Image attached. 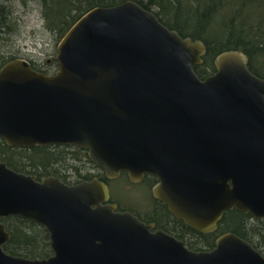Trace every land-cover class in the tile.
<instances>
[{
	"label": "water",
	"instance_id": "water-1",
	"mask_svg": "<svg viewBox=\"0 0 264 264\" xmlns=\"http://www.w3.org/2000/svg\"><path fill=\"white\" fill-rule=\"evenodd\" d=\"M204 52L133 0L91 7L57 42L53 73L23 58L0 66V139L85 148L106 178L149 174L153 196L202 233L226 210L264 220V76L229 50L200 79L193 67ZM108 200L96 177L65 184L0 162V264H264L232 232L190 250ZM12 215L45 228L51 255L3 251L1 219Z\"/></svg>",
	"mask_w": 264,
	"mask_h": 264
},
{
	"label": "trees",
	"instance_id": "trees-1",
	"mask_svg": "<svg viewBox=\"0 0 264 264\" xmlns=\"http://www.w3.org/2000/svg\"><path fill=\"white\" fill-rule=\"evenodd\" d=\"M3 1L8 0H0V45L1 41H7L13 29ZM20 1L25 3L26 0ZM37 1L41 6L43 26L58 42L69 26L87 9L94 6H110L124 0ZM133 1L153 12L164 26L175 30L181 37H189L203 43L205 52L201 56V62L193 67L200 79L214 72L215 56L229 50H238L245 54L249 71L257 77L264 76V0ZM13 58H19L15 52L6 56L0 54V66ZM25 60L32 69L45 74L53 73L57 68L54 57L40 61L37 64L39 66ZM0 162L16 172L32 175L36 179L54 176L65 184L97 177L108 186L109 201L116 203L118 208L137 212V206L140 205L120 200L111 192L110 186L120 178H124L125 190L141 185L128 180L125 172H120L115 178H106L103 171L86 157L85 148L60 144L7 146L0 139ZM147 192L148 190L145 192L146 198H149ZM157 200L155 197L150 198L151 205L155 206L154 210L150 211L152 216L159 215V220L164 216V221L169 224L165 225L167 233L181 239L188 249L209 250L218 235L232 232L248 241L264 257L263 219L253 218L248 213L236 209L226 210L214 231L202 233L175 218L168 212L165 204ZM148 207L151 208L150 205ZM1 222L9 234L8 241L2 245L5 253L29 259L45 258L51 254L48 234L42 225L14 215L2 218Z\"/></svg>",
	"mask_w": 264,
	"mask_h": 264
},
{
	"label": "rangeland",
	"instance_id": "rangeland-1",
	"mask_svg": "<svg viewBox=\"0 0 264 264\" xmlns=\"http://www.w3.org/2000/svg\"><path fill=\"white\" fill-rule=\"evenodd\" d=\"M7 9V18L13 27L7 41H1L0 54L13 53L37 65L40 61L52 59L55 55L57 42L54 36L43 26L41 6L37 0L3 1ZM4 5V4H3ZM4 5V6H5ZM39 66V65H37ZM124 178L117 179L111 186V192L120 200L132 204H142L146 200V193L142 187L131 186L123 188Z\"/></svg>",
	"mask_w": 264,
	"mask_h": 264
},
{
	"label": "flooded vegetation",
	"instance_id": "flooded-vegetation-1",
	"mask_svg": "<svg viewBox=\"0 0 264 264\" xmlns=\"http://www.w3.org/2000/svg\"><path fill=\"white\" fill-rule=\"evenodd\" d=\"M29 63V62H28ZM124 174V173H123ZM125 177L130 180L125 172ZM93 178V177H92ZM97 178V177H96ZM91 179V178H90ZM98 179V178H97ZM84 180H87V179H84ZM89 180V179H88ZM100 180V179H99ZM81 181V180H80ZM102 181V180H101ZM131 181V180H130ZM79 182V181H78ZM104 182V181H103ZM156 182V179L155 177L149 175V174H142V176L140 177V179L138 181H132V183H136L138 185H141L142 188H144L146 191L148 190L147 193H149V198H146L145 202L142 203L141 205L137 206V212L135 211H132L130 209H127V208H118L117 204L116 203H113V202H110L108 200L109 203H113L115 204V210L116 211H128L129 213H131L132 215H134L137 219H139L140 221H142L143 223L145 224H150L152 225V229L151 230H161L165 233H167L166 231V226H169V224H167L163 217L164 216H161V219L159 220V215H154L152 216V210H154L155 206L154 205H151L150 203V198H154L153 197V194H152V187L153 185L155 184ZM77 183V182H76ZM105 183V182H104ZM75 184V183H73ZM107 189H108V186H107ZM145 191V192H146ZM108 193H109V190H108ZM110 197V195H109ZM158 201V200H157ZM156 201V202H157ZM149 202V203H148ZM155 202V203H156ZM151 206V208H149L148 206ZM151 213V214H150ZM139 214L141 216H139ZM254 218V217H253ZM258 219V218H257ZM5 226V225H4ZM45 229V228H44ZM47 232V231H46ZM48 234V233H47ZM169 235H171L170 233H167ZM172 236V235H171ZM174 237V236H173ZM49 239V238H48ZM178 239V238H176ZM181 240V239H179ZM182 241V240H181ZM183 242V241H182ZM184 244V242H183ZM185 246V244H184ZM186 247V246H185ZM50 248V247H49ZM187 248V247H186ZM212 248V247H211ZM188 249V248H187ZM51 251V250H50ZM200 251V250H198ZM258 251V250H257ZM260 253V252H259ZM261 254V253H260ZM51 255V254H50Z\"/></svg>",
	"mask_w": 264,
	"mask_h": 264
}]
</instances>
